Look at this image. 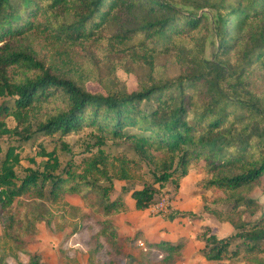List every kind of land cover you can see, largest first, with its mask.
Returning a JSON list of instances; mask_svg holds the SVG:
<instances>
[{
    "label": "trees",
    "instance_id": "16d2710c",
    "mask_svg": "<svg viewBox=\"0 0 264 264\" xmlns=\"http://www.w3.org/2000/svg\"><path fill=\"white\" fill-rule=\"evenodd\" d=\"M174 66L179 74L170 78ZM134 68L146 74L130 92L117 72ZM85 133L95 147L79 162L63 167L39 144L38 168L18 175L24 144ZM4 137L13 142L0 166V264L19 254L43 264L27 240L42 223L66 228L68 217H86L85 208L101 218L100 234L125 264H178L185 242L126 251L141 235L119 233L115 220L129 206L113 195L117 181H138L130 195L137 211H148L191 169L211 193L200 217L233 229L217 236L206 228L201 256L264 264V208L250 196L264 190V0H0ZM109 142L121 151H107ZM180 215L187 214L167 220Z\"/></svg>",
    "mask_w": 264,
    "mask_h": 264
},
{
    "label": "rangeland",
    "instance_id": "374dc122",
    "mask_svg": "<svg viewBox=\"0 0 264 264\" xmlns=\"http://www.w3.org/2000/svg\"><path fill=\"white\" fill-rule=\"evenodd\" d=\"M208 54H210V50H208ZM117 73L122 85L132 92L137 89L138 83L143 79L146 71L134 68L133 73H127L125 70H119ZM178 74L179 67L177 66L172 67L168 72L170 78H175ZM88 88L93 93L103 91L96 84H89ZM7 125L12 129L16 123L12 118H8ZM88 134H73L63 140H60L58 136H42L36 141L24 144L19 151L21 164L17 168L18 175L21 177L22 171L27 168H38L42 161L41 158L35 156L40 149L39 144H42L47 151L55 150L63 167L70 161L79 162L88 147H95V139ZM12 142L9 137L0 139L2 149L0 166L5 157L7 146ZM105 147L107 151L112 153L121 151L120 148L115 147L110 142ZM31 160L35 162H31ZM144 171L147 169L145 168ZM190 171L189 176L181 183L179 190L176 191L174 186L169 183L160 194L161 198L167 197L170 200L168 210L163 214L152 211L142 212L135 209L130 191L141 187L138 181L116 182L113 198L121 197L129 205V211L115 220L119 233L122 236H133L139 232L141 235L136 244L132 248H127L126 251L136 253L138 250L147 248L146 243L148 241H168L174 244L185 242L187 254L184 260L178 264H213L206 261L200 254L204 248L202 234L208 228L217 236H226L231 234L233 229L229 224L221 223L213 216L203 214L200 217L202 215V196H211V193L204 191L201 184L202 176L196 172L197 170L191 169ZM250 196L260 202L264 208V190L262 187H256ZM66 200L71 205L84 209V203L80 197L68 195ZM51 209L55 211L54 208ZM84 212L87 214L84 218L68 217L66 228H61L56 221L50 224H40L38 232L27 240L32 254H38L43 264H89L90 257L93 258L95 264H125L126 259L113 254L104 237L100 234L102 226L99 222L101 218L86 208ZM183 212L187 214L186 217L180 215L174 221L167 220L170 214ZM139 242H143L144 247H140ZM154 254L158 255L155 251ZM156 259L160 260L161 257L157 256ZM8 264H29V256L19 254L18 258L10 257Z\"/></svg>",
    "mask_w": 264,
    "mask_h": 264
},
{
    "label": "built area",
    "instance_id": "2783aa9c",
    "mask_svg": "<svg viewBox=\"0 0 264 264\" xmlns=\"http://www.w3.org/2000/svg\"><path fill=\"white\" fill-rule=\"evenodd\" d=\"M169 205H170V200L167 197H163L159 201H157L150 209L152 212H155L157 214H163L167 212ZM138 245L140 247H144L143 242H139Z\"/></svg>",
    "mask_w": 264,
    "mask_h": 264
},
{
    "label": "crops",
    "instance_id": "0c3cea01",
    "mask_svg": "<svg viewBox=\"0 0 264 264\" xmlns=\"http://www.w3.org/2000/svg\"><path fill=\"white\" fill-rule=\"evenodd\" d=\"M183 183V182H182ZM129 206V205H128ZM151 211V209H149L147 212H150ZM145 212V211H144Z\"/></svg>",
    "mask_w": 264,
    "mask_h": 264
}]
</instances>
